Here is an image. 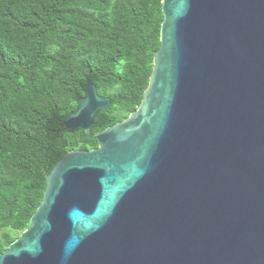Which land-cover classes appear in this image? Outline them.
<instances>
[{
    "label": "water",
    "instance_id": "obj_1",
    "mask_svg": "<svg viewBox=\"0 0 264 264\" xmlns=\"http://www.w3.org/2000/svg\"><path fill=\"white\" fill-rule=\"evenodd\" d=\"M139 108L85 85L64 122L98 147L47 176L0 264H264V0H162Z\"/></svg>",
    "mask_w": 264,
    "mask_h": 264
},
{
    "label": "trees",
    "instance_id": "obj_2",
    "mask_svg": "<svg viewBox=\"0 0 264 264\" xmlns=\"http://www.w3.org/2000/svg\"><path fill=\"white\" fill-rule=\"evenodd\" d=\"M162 22V0H0V253L29 228L53 167L98 147L64 126L86 83L111 99L93 135L139 108Z\"/></svg>",
    "mask_w": 264,
    "mask_h": 264
}]
</instances>
